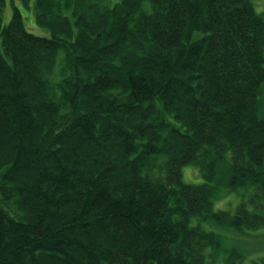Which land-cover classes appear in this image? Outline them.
<instances>
[{
  "label": "trees",
  "instance_id": "trees-1",
  "mask_svg": "<svg viewBox=\"0 0 264 264\" xmlns=\"http://www.w3.org/2000/svg\"><path fill=\"white\" fill-rule=\"evenodd\" d=\"M6 3L0 264H214L208 226L264 227L253 0H37L49 37ZM225 186L249 201L216 211Z\"/></svg>",
  "mask_w": 264,
  "mask_h": 264
},
{
  "label": "rangeland",
  "instance_id": "rangeland-1",
  "mask_svg": "<svg viewBox=\"0 0 264 264\" xmlns=\"http://www.w3.org/2000/svg\"><path fill=\"white\" fill-rule=\"evenodd\" d=\"M256 13L264 14V0H253ZM37 0H7L3 12V27L12 20L15 8L18 7L23 15L26 29L39 36L49 37L48 28L37 23L36 19ZM260 96L259 116L264 119V87ZM183 180L190 185H201L205 182L202 174L192 165L183 167ZM226 186L214 198L216 211L236 212L238 206L249 201V196L243 197L249 190L240 187L238 191L226 192ZM250 207V206H249ZM208 230L214 231L223 237L221 246L213 258L214 264H225L228 255H236L232 264L264 263V227L257 230H236L217 226H208Z\"/></svg>",
  "mask_w": 264,
  "mask_h": 264
}]
</instances>
